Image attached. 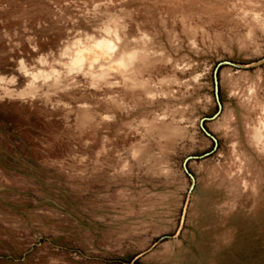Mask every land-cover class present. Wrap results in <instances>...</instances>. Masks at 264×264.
Wrapping results in <instances>:
<instances>
[{"label":"rangeland","instance_id":"obj_1","mask_svg":"<svg viewBox=\"0 0 264 264\" xmlns=\"http://www.w3.org/2000/svg\"><path fill=\"white\" fill-rule=\"evenodd\" d=\"M0 264H264V0H0Z\"/></svg>","mask_w":264,"mask_h":264},{"label":"clouds","instance_id":"obj_2","mask_svg":"<svg viewBox=\"0 0 264 264\" xmlns=\"http://www.w3.org/2000/svg\"><path fill=\"white\" fill-rule=\"evenodd\" d=\"M89 41L91 40V38H87ZM117 44L119 43V40L116 41ZM102 43H98V44H91L90 47L85 48L81 42L79 40L75 41L74 44L72 45V49H77V51L75 52V56L74 59L72 60V69L74 71H82L83 70V65L85 63V57L92 53L93 50L95 49H101L102 47ZM107 49L109 52H115L116 48L113 47L111 44L106 45ZM72 49H69V51H71ZM98 61H92L91 63H96ZM91 63L89 64V68H91ZM71 74V73H69Z\"/></svg>","mask_w":264,"mask_h":264},{"label":"snow or ice","instance_id":"obj_3","mask_svg":"<svg viewBox=\"0 0 264 264\" xmlns=\"http://www.w3.org/2000/svg\"><path fill=\"white\" fill-rule=\"evenodd\" d=\"M108 117H105V119H107Z\"/></svg>","mask_w":264,"mask_h":264}]
</instances>
